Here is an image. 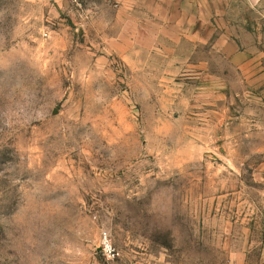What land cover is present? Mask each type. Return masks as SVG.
Here are the masks:
<instances>
[{
    "label": "rangeland",
    "instance_id": "1",
    "mask_svg": "<svg viewBox=\"0 0 264 264\" xmlns=\"http://www.w3.org/2000/svg\"><path fill=\"white\" fill-rule=\"evenodd\" d=\"M142 2L0 0V264H264V0Z\"/></svg>",
    "mask_w": 264,
    "mask_h": 264
},
{
    "label": "crops",
    "instance_id": "2",
    "mask_svg": "<svg viewBox=\"0 0 264 264\" xmlns=\"http://www.w3.org/2000/svg\"><path fill=\"white\" fill-rule=\"evenodd\" d=\"M116 1H117V2H121V1L123 2V1H124V2H128L129 4H133V5L136 4V2H137V0H116ZM138 1H140V0H138ZM141 1H143L142 4H143V6H144L145 8H147V6L151 4V3H150L151 0H141ZM140 4H141V3H140Z\"/></svg>",
    "mask_w": 264,
    "mask_h": 264
},
{
    "label": "built area",
    "instance_id": "3",
    "mask_svg": "<svg viewBox=\"0 0 264 264\" xmlns=\"http://www.w3.org/2000/svg\"><path fill=\"white\" fill-rule=\"evenodd\" d=\"M104 1H113V2H117L116 0H104Z\"/></svg>",
    "mask_w": 264,
    "mask_h": 264
}]
</instances>
